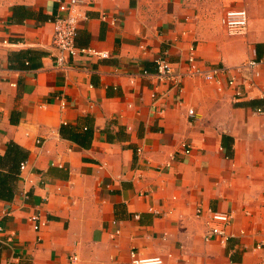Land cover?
<instances>
[{"label": "crops", "instance_id": "1", "mask_svg": "<svg viewBox=\"0 0 264 264\" xmlns=\"http://www.w3.org/2000/svg\"><path fill=\"white\" fill-rule=\"evenodd\" d=\"M239 7L245 33L221 24ZM81 9L76 45L107 56L58 65V0H0V154L27 152L0 199V264H264V63L238 69L264 58V0ZM161 58L178 80L156 75ZM213 210L225 238L205 239Z\"/></svg>", "mask_w": 264, "mask_h": 264}, {"label": "built area", "instance_id": "2", "mask_svg": "<svg viewBox=\"0 0 264 264\" xmlns=\"http://www.w3.org/2000/svg\"><path fill=\"white\" fill-rule=\"evenodd\" d=\"M85 0H58V9L59 14H57L52 19L53 24V34H52V44L56 52L54 53L55 61L58 65H61L67 56H73L78 52H90L101 57L107 56L106 52H97L94 49L87 47L77 46L75 43V38L77 35L78 22L81 19L87 17L85 12L81 9V5ZM106 19V16H102ZM112 22V20H111ZM221 24L230 32L245 33L248 26V14L245 8H229L225 10L221 17ZM189 62L193 68L192 72H199V68L194 64L195 56L194 49L191 48L189 53ZM156 75L162 79H176L177 77L173 74V69L170 64L163 58L156 60ZM264 63V58L259 59H249L243 63L238 69L249 70L252 74V78L255 79L259 76L260 72L258 67ZM216 74L218 72H224L223 69H213ZM211 71L206 74L205 77L209 80L215 79L214 74ZM252 78L245 79V83L248 86H251L254 83ZM228 84H233V78L229 79ZM239 92L237 91V95ZM256 112L264 114V106H259L255 109ZM189 113H192V110H189ZM187 152L189 150H186ZM24 167V162L20 164V168ZM137 216V215H136ZM229 214L224 211L213 210L209 214V226L208 233L205 236V239L213 235H219L222 238L226 236V226L229 223ZM31 220H36V216H31ZM38 223L34 224V227H38ZM130 264H164L163 259L154 256V257H139L135 254H131Z\"/></svg>", "mask_w": 264, "mask_h": 264}, {"label": "trees", "instance_id": "3", "mask_svg": "<svg viewBox=\"0 0 264 264\" xmlns=\"http://www.w3.org/2000/svg\"><path fill=\"white\" fill-rule=\"evenodd\" d=\"M27 152L10 141L4 154H0V199L10 200L14 195V184L17 180L20 162Z\"/></svg>", "mask_w": 264, "mask_h": 264}]
</instances>
